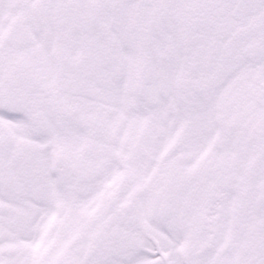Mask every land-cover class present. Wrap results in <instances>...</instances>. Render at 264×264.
<instances>
[{"label":"snow or ice","instance_id":"1","mask_svg":"<svg viewBox=\"0 0 264 264\" xmlns=\"http://www.w3.org/2000/svg\"><path fill=\"white\" fill-rule=\"evenodd\" d=\"M0 264H264V0H0Z\"/></svg>","mask_w":264,"mask_h":264}]
</instances>
